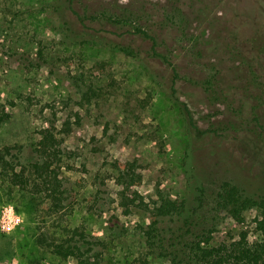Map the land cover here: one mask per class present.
<instances>
[{
	"label": "rangeland",
	"instance_id": "obj_1",
	"mask_svg": "<svg viewBox=\"0 0 264 264\" xmlns=\"http://www.w3.org/2000/svg\"><path fill=\"white\" fill-rule=\"evenodd\" d=\"M126 8L142 17L135 20L158 38L169 62L151 55L149 40L127 33L131 26L100 17ZM104 40L131 46L148 69ZM172 64L184 107L171 97ZM253 74L262 89L248 85ZM212 76L220 97L207 89ZM89 87L98 96L83 109ZM0 101L11 114L0 125V148H13L27 166L36 161L41 130L53 123L60 130L65 117L80 114L59 135L78 153L68 162L73 169L62 171L75 191L69 210L52 213L44 197L0 180V264H76L38 246L41 231L86 234L104 264H170L147 255L136 227L141 216H126L120 205L113 163H137V189L148 203L156 191L188 199L200 229L210 226L224 179L257 189L256 172L264 175V0H0ZM6 211L19 219L10 232L1 228ZM257 218L251 211L236 229L250 242L259 239Z\"/></svg>",
	"mask_w": 264,
	"mask_h": 264
},
{
	"label": "trees",
	"instance_id": "obj_2",
	"mask_svg": "<svg viewBox=\"0 0 264 264\" xmlns=\"http://www.w3.org/2000/svg\"><path fill=\"white\" fill-rule=\"evenodd\" d=\"M136 15L139 16L126 8L122 14L102 12L100 17H105L111 24L124 28L131 26L127 33L149 40L153 45L151 55L169 62L165 55L158 52L160 46L158 38L152 35L146 26L135 20ZM138 19L142 17L139 16ZM181 22L184 25L185 19ZM170 23L178 25L173 21ZM104 41L106 42H101L104 46L119 51L135 60L143 69H148L141 54L131 46ZM171 66L174 72L171 97L179 103L180 107H184L175 96L176 80L179 77L174 65ZM153 77L157 81L154 75ZM247 80L248 85H253L252 88L260 86L262 89L256 74H253L250 79L247 77ZM215 82L216 76H212L211 80L206 81L207 89L220 97L214 88ZM77 83L78 89L84 85L83 80ZM251 91L247 92L252 94ZM97 96L96 90L91 87L86 92L82 91L81 99L85 101V104H80V107L84 109ZM9 105L0 101V125L11 117L8 111ZM186 109L185 107L183 110L184 114ZM56 116L57 114H54V117ZM74 117L77 122H72ZM74 117H65L60 130H57L55 123L51 128L41 130L36 148V161L29 166L14 155L13 148H0V180L23 191L44 197L50 206L49 210L56 214L69 210L75 200L73 185L62 176V171L65 168L73 169L68 162L77 159L78 153L68 150L64 146V138H59L60 134L65 132L68 134L72 131V127L78 124L80 114L77 113ZM255 119L260 121L258 118ZM193 126L195 127L194 124ZM107 133L108 128L105 129V134ZM258 137L259 140L264 138L260 135ZM113 168L117 172L115 182L120 187V205L124 214L129 216L138 213L141 216L142 223L136 227L149 257L164 259L170 264H264V175L261 172H256V190L245 189L234 179H224L213 199L210 226L200 229L196 223V212L188 199H178L156 191L149 203L145 201L137 189L142 185L143 175L136 162L115 161ZM189 183L194 187L192 180ZM198 188V191L203 194L201 188ZM198 198L202 199L200 194ZM253 210L258 213L256 231L259 239L250 242L246 231L236 229L245 224L248 213ZM226 218L234 222L233 227L227 225ZM36 242L38 246L62 260L72 259L76 264H104L98 242L78 231H72L66 238H58L41 231Z\"/></svg>",
	"mask_w": 264,
	"mask_h": 264
},
{
	"label": "built area",
	"instance_id": "obj_3",
	"mask_svg": "<svg viewBox=\"0 0 264 264\" xmlns=\"http://www.w3.org/2000/svg\"><path fill=\"white\" fill-rule=\"evenodd\" d=\"M19 224L18 217L12 211H6L2 217L1 228L10 232Z\"/></svg>",
	"mask_w": 264,
	"mask_h": 264
}]
</instances>
